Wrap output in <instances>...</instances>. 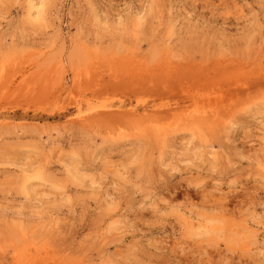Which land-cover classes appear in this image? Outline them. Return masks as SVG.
I'll use <instances>...</instances> for the list:
<instances>
[{"label": "rangeland", "instance_id": "rangeland-1", "mask_svg": "<svg viewBox=\"0 0 264 264\" xmlns=\"http://www.w3.org/2000/svg\"><path fill=\"white\" fill-rule=\"evenodd\" d=\"M0 264H264V0H0Z\"/></svg>", "mask_w": 264, "mask_h": 264}]
</instances>
